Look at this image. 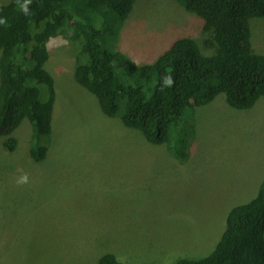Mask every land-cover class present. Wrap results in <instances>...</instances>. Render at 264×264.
Here are the masks:
<instances>
[{
	"label": "rangeland",
	"instance_id": "1",
	"mask_svg": "<svg viewBox=\"0 0 264 264\" xmlns=\"http://www.w3.org/2000/svg\"><path fill=\"white\" fill-rule=\"evenodd\" d=\"M203 24L177 0H135L116 38L105 37L148 64L181 37L214 54L215 46L202 45ZM248 24L253 50L264 54L263 18ZM48 51L55 96L45 157L29 155L27 118L11 134L12 150L0 136V264H96L105 253L123 264H174L209 254L230 209L253 198L264 179V97L238 109L220 93L186 108L169 133L186 155L181 162L168 144L148 143L118 114L102 112L74 77L66 35L51 38ZM37 87L44 101L46 89ZM25 174L27 183H17Z\"/></svg>",
	"mask_w": 264,
	"mask_h": 264
},
{
	"label": "trees",
	"instance_id": "2",
	"mask_svg": "<svg viewBox=\"0 0 264 264\" xmlns=\"http://www.w3.org/2000/svg\"><path fill=\"white\" fill-rule=\"evenodd\" d=\"M134 1L30 0L28 14L20 7L25 0L0 4V19L7 22L0 24V136L8 135L7 149L14 148L11 134L27 118L32 125L30 157L39 161L46 155L55 92L45 63L48 42L59 35H66L74 47L76 81L97 96L102 112L118 114L148 143L168 144L181 162L186 155L169 133L186 108L207 104L220 93L238 109L264 97V54L253 50L248 24L254 16L264 20V0H177L203 19L202 45L216 51L206 55L193 37H181L148 64L132 62L105 37L116 38ZM38 85L46 89L44 101L39 100ZM146 90H151L149 96ZM96 264L123 262L105 253ZM174 264H264V179L253 198L230 209L209 254Z\"/></svg>",
	"mask_w": 264,
	"mask_h": 264
},
{
	"label": "clouds",
	"instance_id": "3",
	"mask_svg": "<svg viewBox=\"0 0 264 264\" xmlns=\"http://www.w3.org/2000/svg\"><path fill=\"white\" fill-rule=\"evenodd\" d=\"M28 3H30V0H25V3H24L23 5L20 6V7H21V10H22L25 14H28V7H27ZM6 23H7L6 20H4V19H0V24H6ZM168 83H169V84L171 83V80H170V79L168 80ZM27 181H28V177H27V175L25 174V175L21 176V177L18 179L17 183H27Z\"/></svg>",
	"mask_w": 264,
	"mask_h": 264
}]
</instances>
